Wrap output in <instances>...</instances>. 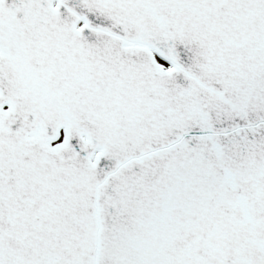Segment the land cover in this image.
Wrapping results in <instances>:
<instances>
[{"label":"snow or ice","instance_id":"obj_1","mask_svg":"<svg viewBox=\"0 0 264 264\" xmlns=\"http://www.w3.org/2000/svg\"><path fill=\"white\" fill-rule=\"evenodd\" d=\"M0 264H264V0H0Z\"/></svg>","mask_w":264,"mask_h":264}]
</instances>
